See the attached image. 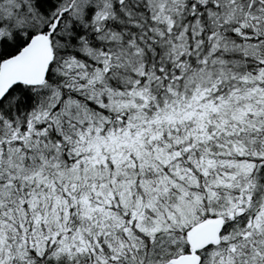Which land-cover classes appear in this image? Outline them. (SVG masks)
<instances>
[{
  "label": "snow or ice",
  "instance_id": "snow-or-ice-1",
  "mask_svg": "<svg viewBox=\"0 0 264 264\" xmlns=\"http://www.w3.org/2000/svg\"><path fill=\"white\" fill-rule=\"evenodd\" d=\"M0 264H264V0H0Z\"/></svg>",
  "mask_w": 264,
  "mask_h": 264
}]
</instances>
